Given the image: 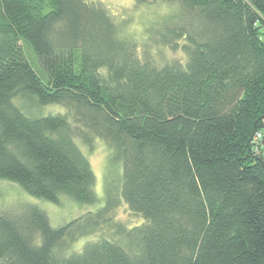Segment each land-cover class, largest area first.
Segmentation results:
<instances>
[{
    "label": "trees",
    "instance_id": "1",
    "mask_svg": "<svg viewBox=\"0 0 264 264\" xmlns=\"http://www.w3.org/2000/svg\"><path fill=\"white\" fill-rule=\"evenodd\" d=\"M135 2L168 8L148 35L171 58L141 51L101 0H0V181L90 206L81 144L122 168L69 225L0 212V264H264V0ZM116 191L139 224L115 222Z\"/></svg>",
    "mask_w": 264,
    "mask_h": 264
},
{
    "label": "rangeland",
    "instance_id": "2",
    "mask_svg": "<svg viewBox=\"0 0 264 264\" xmlns=\"http://www.w3.org/2000/svg\"><path fill=\"white\" fill-rule=\"evenodd\" d=\"M101 2L110 15L113 16L114 21L124 27V36L134 40L141 51L150 49L153 53H157L156 57L162 61L171 58L167 49L159 52V48L153 45V43H150L148 35V28L159 16L166 14L168 8H165L163 5L156 6V9L150 6H139L135 0H101ZM26 51L29 53L31 62L36 65L33 62L31 52L27 49ZM22 106L27 110V113L36 115L53 114L63 111V108L57 105L40 108L37 106L28 107L24 103ZM81 149H83L85 155L91 162L93 171H95V191L100 198L98 205L87 206L80 203L77 204L68 197L61 198L57 203L41 201L29 196L15 183L1 180L0 212L4 214L21 213L26 206H38L47 214L52 226L58 228V226L69 225V223L84 216L90 210H96L98 206L103 205L108 186L113 183L116 185V188L119 187L122 168L121 166L112 164V149L108 148L101 140L96 141L92 147L81 144ZM117 196L119 197L118 204L113 210L115 222L126 224L129 227L139 224L142 219L129 211L126 203L120 199V192H117ZM100 234L101 232L80 238V240L71 243L69 249L79 252L87 243L99 239Z\"/></svg>",
    "mask_w": 264,
    "mask_h": 264
},
{
    "label": "built area",
    "instance_id": "3",
    "mask_svg": "<svg viewBox=\"0 0 264 264\" xmlns=\"http://www.w3.org/2000/svg\"><path fill=\"white\" fill-rule=\"evenodd\" d=\"M261 138H262V134L257 135V136L254 138V142L259 141Z\"/></svg>",
    "mask_w": 264,
    "mask_h": 264
}]
</instances>
